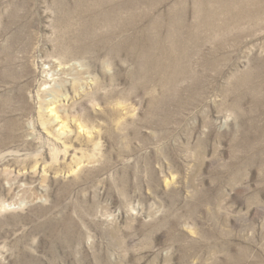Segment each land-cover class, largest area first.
<instances>
[{
	"label": "rangeland",
	"instance_id": "374dc122",
	"mask_svg": "<svg viewBox=\"0 0 264 264\" xmlns=\"http://www.w3.org/2000/svg\"><path fill=\"white\" fill-rule=\"evenodd\" d=\"M244 1L0 0V264H264Z\"/></svg>",
	"mask_w": 264,
	"mask_h": 264
},
{
	"label": "bare ground",
	"instance_id": "6f19581e",
	"mask_svg": "<svg viewBox=\"0 0 264 264\" xmlns=\"http://www.w3.org/2000/svg\"><path fill=\"white\" fill-rule=\"evenodd\" d=\"M198 1H199V0H198ZM240 1H241V0H240ZM245 1H246V0H245ZM245 1H244V2H245ZM201 3H202V2H201ZM206 3H207V2H206ZM242 3H243V2H242ZM252 3H253L252 6H254V7H259V4H262V5L264 6V0H255V2H252ZM199 5H200V4H199ZM196 6H197V5H196ZM231 6H232V5H231ZM200 7H201V6H200ZM201 8H202V7H201ZM204 8H205V7H204ZM227 8H228V7H227ZM195 9L198 10L197 8H195ZM241 10H242V9H241ZM258 11H259V10H258ZM259 13H260V12H259ZM184 15H185V14H184ZM260 15H261V14H260ZM181 16H183V14H182ZM195 18H196V17H195ZM204 18H205V17H204ZM236 18L239 19V17H236ZM183 19H184V18H183ZM183 19H182V20H183ZM201 20H202V19H201ZM251 21H253V20H251ZM183 23H185V22H183ZM259 25H260V24H259ZM172 26H174V24H173ZM179 26L182 27L183 25H179ZM179 26H177V27H179ZM195 27H196V26H195ZM197 27H198V26H197ZM237 27H238V26H237ZM199 28H202V27H199ZM175 29H176V28H175ZM180 29H181V28H180ZM219 29H220V28H219ZM183 30H184V29H183ZM183 30H181V31H183ZM174 31H175V30H174ZM174 31H173V32H174ZM193 32H194V31H193ZM175 33H177V32H175ZM179 33H180V32H179ZM179 33H178V34H179ZM191 33H192V32H191ZM170 34H171V33H170ZM180 35H181V33H180ZM170 36H171V35H169V37H170ZM172 36H173V35H172ZM176 36H177V35H176ZM157 37H158V36H157ZM169 37H168V38H169ZM187 38H189V37H187ZM239 38H240V37H239ZM171 39H172V38H171ZM176 39H177V38H176ZM172 40H173V39H172ZM173 41H174V40H173ZM188 41H189V40H188ZM184 47H185V46H184ZM186 47H187V46H186ZM186 47H185V48H186ZM176 49H178V48H176ZM183 49H184V48H183ZM169 52H170V51H169ZM169 52H168V53H169ZM173 52H174V51H173ZM178 52H180V51L178 50ZM166 53H167V52H166ZM182 53H183V52H182ZM168 55H169V54H168ZM173 55H175V53H174ZM181 55H182V54H181ZM183 55H185V53H184ZM173 57H174V56H173ZM182 57H183V56H182ZM168 58H169V56H168ZM171 58H172V57H171ZM180 58H181V57H180ZM169 59H170V58H169ZM174 59H176V58H174ZM171 60H172V59H171ZM178 60H179V59H178ZM174 61L176 62V60H173V62H174ZM173 62H171V63H173ZM177 62H178V61H177ZM179 63H180V62H179ZM176 64H177V63H176ZM176 64H174L175 69L179 67V66L177 67ZM180 65H181V64H180ZM171 67H172V66H171ZM174 67H173V68H174ZM181 69H182V68H181ZM176 70L178 71V73L180 72V71H179L180 68H178V69H176ZM182 72H183V70H182ZM54 100H55V99H54ZM50 112H51V111H50ZM50 114H51V113H50ZM52 117H53V116H52ZM54 119L57 120V118H54ZM54 121H55V120H54ZM56 122H57V121H56Z\"/></svg>",
	"mask_w": 264,
	"mask_h": 264
}]
</instances>
